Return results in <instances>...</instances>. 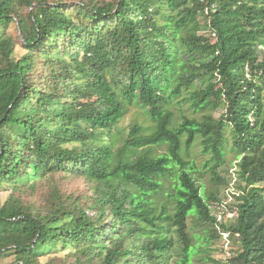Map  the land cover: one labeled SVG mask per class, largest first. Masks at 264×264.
I'll return each instance as SVG.
<instances>
[{
    "label": "trees",
    "instance_id": "obj_1",
    "mask_svg": "<svg viewBox=\"0 0 264 264\" xmlns=\"http://www.w3.org/2000/svg\"><path fill=\"white\" fill-rule=\"evenodd\" d=\"M22 7L16 57L6 30ZM132 105L151 124L124 137ZM230 153L240 203L224 221L198 181L226 182ZM59 173L92 194L55 190L45 213L24 203ZM3 183L24 188L0 207V264L60 248L74 257L63 264H264V0H0ZM223 233L237 236L227 261L211 255Z\"/></svg>",
    "mask_w": 264,
    "mask_h": 264
},
{
    "label": "rangeland",
    "instance_id": "obj_2",
    "mask_svg": "<svg viewBox=\"0 0 264 264\" xmlns=\"http://www.w3.org/2000/svg\"><path fill=\"white\" fill-rule=\"evenodd\" d=\"M63 1L73 3L80 0ZM30 11L31 8L22 7V11L14 16L13 22L6 30L7 35L11 36L15 42L16 57H19L25 53L24 41L18 25L19 15L28 14ZM201 32L206 36L212 35L207 29L203 31L201 30ZM40 71L41 69L37 70L33 76L35 78L39 76ZM182 108L185 110V105H183ZM184 112L186 114L188 113L187 111ZM222 112L223 108L221 107L218 109V111H216L215 115L218 116ZM175 115L176 117H180V111L177 110ZM134 122L142 123L145 126L151 124L148 116L143 112V110L140 107L132 105L129 107L122 120L118 123V128L123 130L124 137L127 134L130 125ZM115 135L117 145H120L123 142L122 134L116 132ZM201 149V145L198 144L192 150L193 155L200 167L202 161L206 159V156H203ZM158 151L163 152V148H158ZM232 158L233 154H228L226 164L219 168L221 175L224 180H226V182L224 181L220 184L213 185L209 180V174L206 172V170H204V173L200 175V180L198 181L202 182L207 189L216 192L217 196L221 199L220 202H210L211 213L216 216L217 220L234 221L237 215V205L240 203V200H238L233 194L235 193L234 187L236 176L234 174L235 167H232L230 164V160ZM91 185H93V183L88 182L85 178H75L65 173H59L43 178L42 180L38 181L34 187L27 186L26 189H24L26 190V192H24V196H21V191L24 187L17 189L14 188L12 184L3 183L0 186V207L9 200L10 196H21L25 204L29 205L34 210L45 213L50 205L51 197L55 190L60 191L63 197H68L70 200H84L92 194ZM260 186L263 187L264 183H261ZM85 202L89 203L90 200ZM215 247H217V250L212 252V257L217 260L227 261L235 254L234 251L238 249L237 236H231L228 233H223L221 238H219L215 243ZM12 260L13 257L10 256L4 259L3 263H7ZM40 260L43 264H46L47 262H51L49 264H63L65 261L72 263L74 257L72 255H66V251H63L60 248L58 251H54L43 256L40 258Z\"/></svg>",
    "mask_w": 264,
    "mask_h": 264
}]
</instances>
